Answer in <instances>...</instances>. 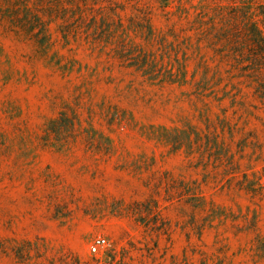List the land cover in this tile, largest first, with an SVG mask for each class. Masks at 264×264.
Returning <instances> with one entry per match:
<instances>
[{
    "label": "rangeland",
    "instance_id": "1",
    "mask_svg": "<svg viewBox=\"0 0 264 264\" xmlns=\"http://www.w3.org/2000/svg\"><path fill=\"white\" fill-rule=\"evenodd\" d=\"M258 33L264 0H0V264H264Z\"/></svg>",
    "mask_w": 264,
    "mask_h": 264
},
{
    "label": "built area",
    "instance_id": "2",
    "mask_svg": "<svg viewBox=\"0 0 264 264\" xmlns=\"http://www.w3.org/2000/svg\"><path fill=\"white\" fill-rule=\"evenodd\" d=\"M106 243V240L102 237H98L94 240L93 244L91 245V251L96 252L101 246Z\"/></svg>",
    "mask_w": 264,
    "mask_h": 264
},
{
    "label": "trees",
    "instance_id": "3",
    "mask_svg": "<svg viewBox=\"0 0 264 264\" xmlns=\"http://www.w3.org/2000/svg\"><path fill=\"white\" fill-rule=\"evenodd\" d=\"M259 38H261L260 42L258 43L259 48L264 47V36H261V33H258Z\"/></svg>",
    "mask_w": 264,
    "mask_h": 264
}]
</instances>
